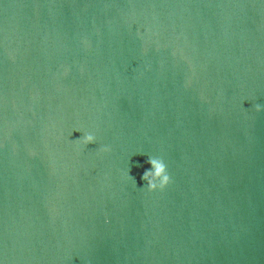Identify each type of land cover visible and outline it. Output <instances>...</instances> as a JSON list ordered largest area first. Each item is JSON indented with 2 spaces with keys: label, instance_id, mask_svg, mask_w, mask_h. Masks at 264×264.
Wrapping results in <instances>:
<instances>
[{
  "label": "water",
  "instance_id": "1",
  "mask_svg": "<svg viewBox=\"0 0 264 264\" xmlns=\"http://www.w3.org/2000/svg\"><path fill=\"white\" fill-rule=\"evenodd\" d=\"M257 104L264 0H0V264H264Z\"/></svg>",
  "mask_w": 264,
  "mask_h": 264
},
{
  "label": "clouds",
  "instance_id": "2",
  "mask_svg": "<svg viewBox=\"0 0 264 264\" xmlns=\"http://www.w3.org/2000/svg\"><path fill=\"white\" fill-rule=\"evenodd\" d=\"M257 111H262L264 109L261 108L259 104L256 106ZM84 145L95 144V137L90 133H86L83 135L82 139H79ZM103 151H108V149H103ZM147 163L151 165L150 169L145 170L141 179L145 182L147 189L151 192H156L157 190L163 191L166 189L171 183L172 179L168 172L167 165L162 158L157 157H148ZM139 166V165H137ZM130 178L136 183L134 177L129 174Z\"/></svg>",
  "mask_w": 264,
  "mask_h": 264
}]
</instances>
